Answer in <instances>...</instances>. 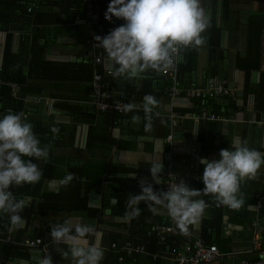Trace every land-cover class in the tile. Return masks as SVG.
Listing matches in <instances>:
<instances>
[{"label":"crops","instance_id":"obj_1","mask_svg":"<svg viewBox=\"0 0 264 264\" xmlns=\"http://www.w3.org/2000/svg\"><path fill=\"white\" fill-rule=\"evenodd\" d=\"M99 2L108 6L110 0ZM202 4L210 25L220 28L219 37L209 33L211 39L207 37L206 45L199 49H182L181 61L175 70H171L175 80L168 74L167 77L152 70L143 74V78L125 80L113 79L106 53L94 47L96 42L92 35L97 16L93 7L87 5L84 9H77L75 0H63L55 5L46 0H32L31 8H36L32 31L48 25L46 20L52 18L43 10L62 14L55 30L52 24L44 30H35L38 43L46 44L45 59L93 63V77L95 73L101 75L102 90L110 92L122 105L131 103L137 108L128 113L99 108L93 102V81L86 96L82 92L74 95L65 85L58 89L55 82L34 81L30 93L19 89L16 97L23 101L22 112H26L27 120L33 124L41 146L49 145L50 151L47 161L29 158L42 171L40 181L16 185L17 188L32 189V194L22 193L17 197L26 205L19 213L25 219V225L10 230L9 215L0 213V264H37L46 253L51 256L52 264H68L61 256V251H67L68 246L52 241L51 226L65 220L75 223L81 217L96 229L95 238L104 249V257L116 247L114 242L112 246L110 234L132 233V226L136 237L145 239L150 233L154 234L155 227L170 226L176 233L164 234L167 235L165 240L163 235L156 242L147 240V247L144 242L133 244L130 241L122 246L124 248L127 243L145 246L133 253L135 257L131 261L135 264H178L172 248L183 245V236L166 210L160 209L159 214H153L141 202L138 205L140 215L131 221L114 208L118 201L130 194H140L138 184L141 179L152 182L148 160H161V174L170 171L178 181L202 190L203 183L195 179L203 173L200 157L219 159L221 149L232 150L236 143L243 141H247L250 148L264 153V83L258 97L252 93L245 97L246 71L236 66V59L247 53L250 39L248 19L264 17V0H202ZM0 9H6L4 0H0ZM89 13L93 16L90 17ZM111 23L113 30L124 21L114 17ZM5 37L6 31H0V63ZM18 37L19 31L14 33V51L18 47ZM216 39L219 41L217 46L214 44ZM261 46L260 68L251 69L248 75L251 91L259 90L260 82L264 81L261 73L264 71V31ZM95 56H100L102 62L96 63ZM186 59L191 62L189 71L185 70L187 73L178 77L177 67ZM99 65L105 74L104 82L102 73L96 68ZM254 70L259 73V82L255 84L251 75ZM37 82L40 88H37ZM218 86L232 91L220 95L208 92L209 87ZM172 87L179 93L173 94ZM197 91L200 95L196 94ZM60 94L63 97H58ZM146 94L159 101L153 110L150 133L144 132L143 128L142 98ZM212 113L220 118H210L208 114ZM136 114L141 116L140 124L130 122L131 116ZM53 127L60 129L55 138L50 131ZM90 133L93 140L88 143ZM66 173L74 174L75 179L64 186L60 181ZM153 187L161 191L160 184ZM241 191L245 202L239 210L216 207L211 195L198 197L210 207L197 224L189 226V234L194 238L202 235L205 244L216 245L217 255L208 264H236L240 258L253 260L259 255L254 246V235L264 232V165L256 178L241 185ZM174 237L182 238L178 241ZM37 238L42 239L41 245L28 247L23 244L25 239ZM89 241L94 242V237ZM122 264H125L124 260Z\"/></svg>","mask_w":264,"mask_h":264},{"label":"clouds","instance_id":"obj_2","mask_svg":"<svg viewBox=\"0 0 264 264\" xmlns=\"http://www.w3.org/2000/svg\"><path fill=\"white\" fill-rule=\"evenodd\" d=\"M113 17L124 23L104 36L93 37L94 47L102 48L107 55L109 74L113 79L135 80L143 78L149 70L156 74L167 73L181 61L182 49H199L207 43L204 33L210 22L202 0H110L104 18L111 21ZM251 75L252 82L258 83L259 73L254 70ZM142 99L143 128L144 132L150 133L153 110L159 101L151 94ZM118 107L125 113L137 108L131 103ZM130 122L140 124L141 116L132 115ZM50 131L55 138L60 129L53 127ZM49 151V145L41 146L33 124L23 112L9 109L0 118V213L9 215L10 230L25 225L26 221L19 213L26 205L9 189L13 184L38 183L42 171L29 158L47 161ZM218 156L216 160L199 159L203 165L202 190L192 189L182 180L172 182L166 191L154 190L153 185L159 184L163 164L161 160L149 159L152 182L149 183L147 178L139 181L140 194L129 195L126 218L138 217L141 213L138 205L144 202L153 214H159L160 209L166 210L179 231L188 235L189 226L197 224L210 207L204 199L198 198L202 194L211 195L216 207L239 210L245 202L241 185L256 178L264 165V153L243 141L236 143L232 150L221 149ZM73 179L74 174L66 173L60 183L67 186ZM50 236L55 244L68 246L67 251H61L68 264H100L104 257V249L95 238L96 229L82 217L75 223L65 220L52 225ZM90 237H94V242L90 243ZM37 264H52L51 256L46 253Z\"/></svg>","mask_w":264,"mask_h":264},{"label":"trees","instance_id":"obj_3","mask_svg":"<svg viewBox=\"0 0 264 264\" xmlns=\"http://www.w3.org/2000/svg\"><path fill=\"white\" fill-rule=\"evenodd\" d=\"M63 0H46L50 5L61 3ZM77 4V9H84L88 5L86 0H75ZM5 2V11L0 9V31H6L5 44L3 48L2 61L0 63V118L6 112L11 109L13 112H22L24 111L23 101L17 96V92L20 89V92L25 91L26 93H30L33 91L32 87L35 82H55L58 89H60L63 85L68 86L70 91L72 90L73 94L78 96V92H82L84 96L88 94V87H90L91 82L93 81V70L95 65L89 61H80V62H72V61H50L46 60L44 57V51L46 44L38 43L39 38L36 36L35 30H43L48 28L49 24L54 25L53 29L55 30L57 23L61 20L62 14L58 11L52 12L51 10H46L47 12L43 13L48 15L49 20H46L48 25H43V27H36L32 31V26L35 22L36 13H34L35 9H32L31 2L32 0H4ZM92 7L95 10V14L97 16V22L95 25V31L92 35L104 36L108 34L111 29L114 27L111 22L114 21V17L111 21H107L104 18V13L106 12L107 6H103L99 0H91ZM224 4V2H223ZM84 13V11H83ZM4 15V17H2ZM84 15V14H83ZM4 21V22H3ZM264 17H251L248 19L247 24V32L248 37V48L247 53L244 57L236 59V66L243 68L246 71V87L244 90L245 97L248 94H254L258 97V94L263 86L264 81L260 82L259 90L251 91L249 89L248 75L249 71L253 68H260V60H261V37L264 31ZM19 31L18 37V47L17 50H13V37L14 33ZM209 33H213L214 35H220V28H216L213 24L207 29L204 33L206 37L209 36L211 39V35ZM92 37V40L94 41ZM215 46L218 45L219 41L216 39ZM96 42V41H94ZM209 44H212L209 42ZM102 49V48H101ZM102 51H104L102 49ZM191 64L190 60L186 59L183 63H180L177 67L178 69V77L185 75L189 71L188 65ZM101 66H96V68L102 73V80L104 82V76ZM186 70V71H185ZM262 77H264V71H261ZM167 76V73H162ZM168 77V76H167ZM35 81V82H34ZM37 82V88H40ZM11 83H16L18 89H13ZM89 84V85H88ZM39 86V87H38ZM86 86V87H85ZM74 88L75 90H73ZM63 94L58 95V97H63ZM25 117L28 118L26 112ZM26 118V119H27ZM92 134H89L88 143L92 141ZM13 194L17 197L20 194H32V189H21L17 188L15 184H13L10 189ZM129 197H126L123 201H118L114 208L118 209V212L121 215H125L127 210L126 204ZM133 221V220H131ZM1 235L4 234V230L1 231ZM130 232L125 235H116L110 234L111 243H115L116 247L113 250H109L108 254L103 257L100 264H122L123 260L125 264H135L131 260L135 257L133 254L134 250L127 251L126 246L123 248V244L126 241H130L131 243H140L144 242L147 247L149 239H152L154 242L161 240L159 236L155 234H151L143 237L137 238L136 233L134 232L132 226H130ZM167 235H164L165 240ZM170 237V236H169ZM176 238V237H174ZM182 237L176 238V240L181 241ZM201 238L202 235H201ZM185 241L184 238H182ZM203 240V239H202ZM204 241V240H203ZM113 243V244H114ZM112 244V246H113ZM170 244V243H169ZM123 245V246H122ZM127 245V244H126ZM132 246V245H130ZM20 249H24L20 245H15ZM120 259V261L117 260Z\"/></svg>","mask_w":264,"mask_h":264},{"label":"built area","instance_id":"obj_4","mask_svg":"<svg viewBox=\"0 0 264 264\" xmlns=\"http://www.w3.org/2000/svg\"><path fill=\"white\" fill-rule=\"evenodd\" d=\"M89 7H92L91 0H86ZM90 17H92V13H89ZM94 61L96 63H101L102 58L100 56H95ZM176 69V67H175ZM174 69V70H175ZM168 75L171 76L173 80H175L174 72L168 71ZM1 81V80H0ZM93 87H94V94H93V102L101 109L106 111H121L118 105H122L120 101H117L112 97V94L107 90H102V83H101V75L99 73H95L93 77ZM13 89H18L17 85L11 83ZM173 94H178L179 90L175 87H172ZM229 91H232L228 88L218 87H209L208 92L214 95L220 94H228ZM197 95H200V91L196 92ZM210 118H220V116L215 114H208ZM172 135L168 137L170 140ZM160 189L161 191H166L168 186L172 182H178L176 175H174L170 171H165L160 175ZM197 181H201L200 177H195ZM154 234L159 237H163L164 234L173 233L175 234L176 231L170 226H163V227H155ZM183 238L185 239L184 243L180 247H173V255L174 259L178 262V264H208L213 262L214 258L217 255V247L214 244H205V242L201 238H194L191 234L184 235L182 234ZM42 239H25L23 244L28 247H33L42 244ZM114 246V244H113ZM254 246L258 251V257L253 260H249L246 258H240L236 264H264V232L263 233H256L254 235ZM145 248L144 245H137V246H130L128 243L126 245L127 251H141Z\"/></svg>","mask_w":264,"mask_h":264}]
</instances>
